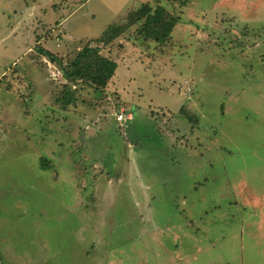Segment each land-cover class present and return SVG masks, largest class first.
Returning <instances> with one entry per match:
<instances>
[{
	"label": "rangeland",
	"instance_id": "obj_1",
	"mask_svg": "<svg viewBox=\"0 0 264 264\" xmlns=\"http://www.w3.org/2000/svg\"><path fill=\"white\" fill-rule=\"evenodd\" d=\"M145 3L179 18L167 42L145 18L102 41ZM56 5L55 94H32L36 69L0 78V264H264V0ZM85 46L118 80L56 84Z\"/></svg>",
	"mask_w": 264,
	"mask_h": 264
},
{
	"label": "crops",
	"instance_id": "obj_2",
	"mask_svg": "<svg viewBox=\"0 0 264 264\" xmlns=\"http://www.w3.org/2000/svg\"><path fill=\"white\" fill-rule=\"evenodd\" d=\"M5 1L7 2V5H5L4 8L0 7V35L4 36V34L6 33V36L0 40V47L2 48L4 39L7 37L18 35L20 39H18V41L14 43V47L11 50L14 58H17L13 63V67L11 69H7V72H4L2 75H0V78H2L4 75H7L8 71H11L13 68L17 69L19 73L17 74L15 80L14 78H12V90H14L17 85L21 84L20 78L24 77V73H27V70L29 68L30 70L36 69L38 71L39 78H34L33 81L31 80V82H29V88L32 89V94H48V97H50V95L55 94L56 91L55 85L52 84L49 75V72L51 71L50 64L53 62L47 56L41 54L39 49L41 48L50 51L58 57V53L63 51V47L61 44H56L55 49L50 45L51 42L47 41L43 35L45 33V30H50L54 27H58V29L63 27L62 20H60V22L56 21L58 16L57 13L59 11H62L63 7H57L56 4L57 2L59 4H62V2H64L65 0ZM145 4H142L140 7L133 10H138ZM57 10L59 11L57 12ZM129 11L132 10H126V14ZM52 23H55L54 26H52ZM23 62L24 66L19 68L18 66H21ZM117 75L118 73L116 72V76L114 78L118 80ZM56 84L67 85L69 83L62 76L58 78V83ZM73 85L77 87L75 83H73L72 86ZM75 94H79V92ZM34 97L38 98V103L34 106L35 109L37 107H40L39 105L41 104L42 100L39 99L41 96ZM50 98L49 100H47L50 101ZM45 100L46 97L44 98V101Z\"/></svg>",
	"mask_w": 264,
	"mask_h": 264
},
{
	"label": "trees",
	"instance_id": "obj_3",
	"mask_svg": "<svg viewBox=\"0 0 264 264\" xmlns=\"http://www.w3.org/2000/svg\"><path fill=\"white\" fill-rule=\"evenodd\" d=\"M180 1L185 4L188 0ZM143 18H145V21L138 28V33L143 36V41L145 42L149 41V39H154L156 42L164 44L169 40L174 28L179 23V18L169 16L166 9L160 3L154 9L149 4H145L140 9L129 14V23L126 27H110L104 33L102 41L105 43L112 42L126 28L139 23ZM39 51L53 63L56 62L57 56L55 54L41 48ZM117 67L118 65L115 61L100 56L99 50L90 46H85L78 53L70 67L64 68L59 64V69L68 83L73 84L82 80L88 81L97 87L106 86L116 76Z\"/></svg>",
	"mask_w": 264,
	"mask_h": 264
},
{
	"label": "built area",
	"instance_id": "obj_4",
	"mask_svg": "<svg viewBox=\"0 0 264 264\" xmlns=\"http://www.w3.org/2000/svg\"><path fill=\"white\" fill-rule=\"evenodd\" d=\"M51 64H50V67L52 66ZM62 76H63V73L58 68H56V71H53V73L51 74V77L54 80H57L59 77H62ZM116 119H117L118 125L120 127H124L128 121L133 119V114L130 112H127L126 110L125 111L123 110L119 114H117Z\"/></svg>",
	"mask_w": 264,
	"mask_h": 264
}]
</instances>
